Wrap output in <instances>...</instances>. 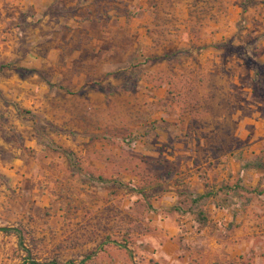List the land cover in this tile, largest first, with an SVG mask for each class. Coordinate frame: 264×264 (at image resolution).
<instances>
[{"label":"rangeland","instance_id":"374dc122","mask_svg":"<svg viewBox=\"0 0 264 264\" xmlns=\"http://www.w3.org/2000/svg\"><path fill=\"white\" fill-rule=\"evenodd\" d=\"M0 226V264H264V0H0Z\"/></svg>","mask_w":264,"mask_h":264},{"label":"trees","instance_id":"16d2710c","mask_svg":"<svg viewBox=\"0 0 264 264\" xmlns=\"http://www.w3.org/2000/svg\"><path fill=\"white\" fill-rule=\"evenodd\" d=\"M252 67H253V70H254V74H255V77L256 78H259V70H258V67H256V65H254L253 61L251 62ZM66 91H68L67 89H65ZM65 154L68 156L69 160H72V156H71V153L69 152H66L65 151ZM89 178L91 180H95L97 182H100V183H112V184H117V185H123V183H120L118 181H116L115 179H106L104 177H101V176H92L90 175ZM134 190H137V189H134ZM212 196V193L211 191L209 192H206V193H203V194H199V195H196L193 199H192V202L194 203H197L207 197H210ZM198 223L200 224V227H205L206 226V222H207V217H206V214L201 211L198 213ZM0 232H3V233H7V234H15L18 238V245L20 248H23L25 249V246H24V240L27 236V232L25 230L24 227L22 226H16V227H12V226H0ZM26 250V249H25ZM27 253V261L29 262V264H83L85 261H87L88 259H90L93 255H95V252H91L89 254H86L83 259H81V261L79 263H75L74 261L72 260H69V261H66V262H59L57 261L56 259H53L49 262H40V261H37L35 259H30V253L29 251H26ZM212 264H219V263H212Z\"/></svg>","mask_w":264,"mask_h":264}]
</instances>
